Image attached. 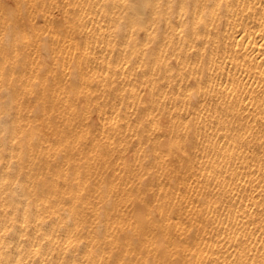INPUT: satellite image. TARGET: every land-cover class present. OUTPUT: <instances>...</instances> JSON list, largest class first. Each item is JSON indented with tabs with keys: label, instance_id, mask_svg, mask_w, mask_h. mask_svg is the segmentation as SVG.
Masks as SVG:
<instances>
[{
	"label": "bare ground",
	"instance_id": "1",
	"mask_svg": "<svg viewBox=\"0 0 264 264\" xmlns=\"http://www.w3.org/2000/svg\"><path fill=\"white\" fill-rule=\"evenodd\" d=\"M0 264H264V0H0Z\"/></svg>",
	"mask_w": 264,
	"mask_h": 264
}]
</instances>
